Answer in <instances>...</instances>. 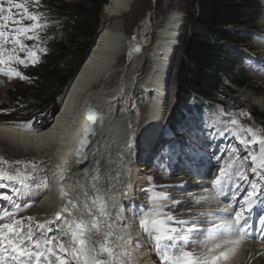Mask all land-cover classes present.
<instances>
[{
    "label": "bare ground",
    "instance_id": "bare-ground-1",
    "mask_svg": "<svg viewBox=\"0 0 264 264\" xmlns=\"http://www.w3.org/2000/svg\"><path fill=\"white\" fill-rule=\"evenodd\" d=\"M131 4L132 0H107L103 6V21L96 41L67 89L51 125L39 132L0 125V146H8L22 154H36L40 158H49L45 180L29 181L30 187L21 192L22 203L34 204L35 215L40 216L39 221L52 218V214L66 204L69 197L83 203L85 192L92 197L97 195L95 189H100L101 201L107 202L109 211L114 214L118 212L116 232L119 235L123 231L126 232L122 236L124 239L119 243H126L127 247L119 250L127 251L129 264H155L143 240L138 237V222L132 223L131 219H128L130 214L126 208L136 201L138 192L149 183L144 176L145 169H138L139 162L158 144L160 128L157 131L152 130L155 121L161 126L165 123L171 88V70L181 46L184 16L179 12L169 13L159 23L158 28L154 26L155 40L152 41L153 25L151 14H148L139 23L133 35L127 37L121 21L130 11ZM136 48L140 50L136 51ZM122 57L125 59L123 64L119 65ZM116 72H119L117 76ZM110 83L115 86L111 87ZM136 90L145 92L146 96H153L152 101L149 98L144 99L150 106H154L148 112L147 122L137 133L133 130L137 127L136 117L131 112H126L121 103L130 95L135 96L138 93ZM88 106L97 112L92 125L93 137L87 147L77 153L74 148L86 123L84 113ZM210 116L208 120H212L215 128L222 129L221 115L216 113L212 115V119ZM215 128L213 127L212 131ZM204 137H201L203 144L211 145L207 164L200 165L199 169L183 170L187 174L179 173L176 169L170 170L167 175L163 174L167 182L173 183H169L167 187L172 191L181 184L182 198L188 201L195 199L193 206L186 203L189 208L186 216L189 219L185 220L196 221L198 224L220 223L222 219H228L220 217L223 214L228 216L235 214V211L242 212L249 225L248 238L240 240L237 244L220 243L221 247L214 249L212 254L227 252L228 258L220 259L218 264H262L264 236L256 234L254 229L264 228L260 218L256 221L258 214L260 217L264 216V199L259 201L258 210H250L246 204L242 206L240 200L246 195V191L241 189L242 182L239 183V191L236 190V185L230 187V194L235 196V199L230 194L226 195L228 193H220V202H217L208 195V187L213 192L223 190V186L219 189L214 186L212 179L219 175L221 163L229 162L230 158L221 161L219 158L224 159L226 151H215L212 143L208 141L210 139ZM1 154L2 151L0 157ZM214 155H217L215 160ZM237 166L243 167L240 164ZM201 170H206L205 178L197 179ZM177 174H182L181 178L174 177L175 180H172L171 176ZM44 185H47V188ZM182 202L185 201L180 200L176 205L179 206ZM222 202L227 204L222 206ZM113 203L116 205L115 210L111 208ZM225 208L229 210L227 213L223 211ZM132 241L138 243L133 244ZM213 245L195 249L205 251L202 255H206L207 249L213 248ZM237 250L243 254L240 255Z\"/></svg>",
    "mask_w": 264,
    "mask_h": 264
},
{
    "label": "snow or ice",
    "instance_id": "snow-or-ice-1",
    "mask_svg": "<svg viewBox=\"0 0 264 264\" xmlns=\"http://www.w3.org/2000/svg\"><path fill=\"white\" fill-rule=\"evenodd\" d=\"M4 3L5 0H0V66L17 64L27 67L29 62L34 65L37 62V52L33 50L35 45L29 47L24 41L43 42L40 33L46 28L47 21L39 11L40 0H31L37 11H30L27 2L6 0L7 8L3 6ZM13 9L19 11L14 13ZM8 45L11 47H7ZM0 73L9 78L15 76L21 80L29 79L12 67L7 70L0 67ZM230 123L238 128L236 139L245 155L241 156L238 150H234V158L221 163L219 175L213 181L218 189L225 179H246L244 172L247 168L238 167L237 161L249 162L251 172L264 177V135L251 126L245 129L236 119H232ZM90 131V128H85V138ZM80 143L83 147L85 140L82 139ZM79 151L77 149V153ZM219 159L223 160L222 157ZM13 163L21 165L25 162L17 160ZM7 164L9 161L0 157V165ZM32 167L35 169V165ZM33 179V176L27 172L22 173L19 168L11 171L0 167V181L4 182L0 183V188L11 186V191L17 196L30 187L29 181ZM236 190H240L239 184L236 185ZM95 191L97 195L92 197L85 192L83 203L69 197L67 203L52 214V218L43 221L35 217H19L17 211L21 205L16 204L10 195L0 196V200L11 202L10 206L0 209V264H129L127 251L119 250L126 248L127 244L119 243L124 237L115 230L119 221L118 212L114 214L109 211L107 202L101 201L100 189ZM246 191L247 195L240 200V204H246L250 208L254 198L264 195V185L252 182L250 190ZM11 207L17 211L10 210ZM166 207H153L139 218L141 232L146 237V242L152 246L159 264H218L220 259L228 258L225 251H221L219 255L212 254L214 249L221 247L219 243L208 248L206 255H197L186 249L190 245H204L215 241L222 235L239 233V240L228 241L232 244H237L248 236L247 218L240 211H235L234 216L222 219L218 224L209 222L212 226L207 229H197L196 221L170 215L164 211ZM111 208L116 209L115 203ZM223 211L227 213L229 210L225 208ZM260 223L264 225V216L260 217ZM261 230L264 231V228ZM193 232L204 239H188V234Z\"/></svg>",
    "mask_w": 264,
    "mask_h": 264
},
{
    "label": "trees",
    "instance_id": "trees-1",
    "mask_svg": "<svg viewBox=\"0 0 264 264\" xmlns=\"http://www.w3.org/2000/svg\"><path fill=\"white\" fill-rule=\"evenodd\" d=\"M107 0H52L39 4L47 26L42 37L41 58L32 74V95L38 102L32 130H46L59 111L61 101L84 63L102 24ZM192 31L181 41L174 63L173 104L168 125H181L192 101L217 104L224 111L244 108L256 122L264 119L256 107L245 105L236 94L250 82L240 51L255 41L262 29L264 0H194ZM31 3V2H30ZM29 3V4H30ZM30 7V6H29ZM35 8V9H33ZM37 11L36 6L29 8ZM173 93V94H172Z\"/></svg>",
    "mask_w": 264,
    "mask_h": 264
},
{
    "label": "rangeland",
    "instance_id": "rangeland-1",
    "mask_svg": "<svg viewBox=\"0 0 264 264\" xmlns=\"http://www.w3.org/2000/svg\"><path fill=\"white\" fill-rule=\"evenodd\" d=\"M50 1L52 0H40V4L44 2H50ZM17 2H21V3L27 2L28 6H30L29 8H31V6H34L32 3H30L31 0H17ZM3 6L7 8L8 5L6 3V0ZM196 8L197 7H196L194 0H132L131 9L127 14L123 16L121 23L123 25L125 35L129 37L133 35L139 23L142 22L148 14H151V19H152L151 22L153 25L151 29L152 30L151 37H152V41H154L155 32H156L155 27L158 28L160 25L159 23L169 13L179 12L180 14L184 16V26H183V31H182V39L184 41L185 38L189 35V33H191L192 31L199 30L197 27L194 26L193 21H192V16L196 14ZM17 11L19 10L13 9L14 13ZM102 15H103V12H102ZM258 25H259V28L262 29V31L256 34L257 38L255 39V41L245 47H241L240 49V51L246 54L250 59V61L246 63V68L249 73L248 78L250 79V82L246 88L237 89L235 92L244 101L245 105L256 107L258 111L264 115V14L262 16L261 23ZM24 42L29 47H32L33 45H35V47H33V50L37 52V61H38L42 55V51L39 50V49H43L41 46V43H38L36 41H27V40ZM9 47H11V45H9ZM21 55L23 58V54ZM124 59L125 57L124 58L122 57L119 65L123 64ZM176 60L174 61V63L176 62ZM36 63L33 65L31 62H29L27 67L17 65V64L2 66L6 69H8L9 67H12L20 71L25 77H28L29 79L21 80L15 76H13L12 78H9L8 76L2 75L0 73V79L2 80V82L0 83V125L8 126L11 128L13 127V128L24 130V131L25 130L29 131L32 129V119H33L32 116L33 114L36 113L37 107H38V102L34 99L32 95V83H31L32 74H33V70L36 68ZM174 65L175 64H173L172 70H171L172 71V78H171L172 83L170 82L171 84L170 92L173 90L174 83H175ZM118 74L119 72H116V76ZM114 80L116 81V78ZM113 83H110L111 87L115 86L113 85ZM136 92H138V90H136ZM144 98L145 97L143 96V93L138 92L136 93L135 96L130 95L129 98H126V100L122 101L121 103L122 105L125 104V106L127 104L128 109H126L125 111L131 112L137 118V114L139 111L141 115L143 116L148 114L147 109H146L147 101H145ZM168 98H169L168 99V110H169L170 107L175 103L173 101V97L171 93H169ZM195 102L196 101L194 100L191 102V104ZM200 103L204 105L203 110H202V115H200V119L201 120L204 119L202 120L203 121L202 125H197L196 123L197 121H199V117H188L187 118L188 127L187 128L183 127L181 130L184 134L183 135L184 137L180 135L181 137H183L182 140H178V141L164 140L163 142L157 144L154 150L147 157H143L140 160L139 162L140 167L138 169H141V168L145 169L144 176L145 178L148 179V182L150 183L149 186L151 188H156V186L160 185L166 191L162 193V192H158L160 190L157 191V189H152L154 191H157V194L154 191H149V194H147V196H145L143 200L139 199V201L132 202L131 205L126 208L127 209L126 211L129 212L130 214L139 215L143 207L146 209L151 208L152 206L159 207L161 205L158 202H161L169 206L168 210L170 212V215H174L176 217L181 216L180 218H183L184 216L185 219L186 218L189 219V217L186 216V212L187 210H189L188 205L193 206L194 205L193 202L195 199H192V200L189 199L188 201L187 199L182 198L183 186L181 184L177 185L178 187L177 189L171 191L167 186L169 185V183H172V181L167 182L164 179V176L162 175L169 174V171L172 169L179 170L178 171L179 173L180 172L186 173L183 170H190V169H195V168L199 169L200 165L205 166L210 159L209 157L210 152L207 150L211 148V145H208V144L204 145L203 142L201 141L202 136H205L204 138L206 139L211 138L210 140L208 139L207 140L212 143V146L214 147L215 151L217 150H219V152L226 151V155L224 156L223 160L234 158L233 157L234 150H238V154L241 156L245 155L243 147L238 144L237 139H236V133L238 132V128L231 125L229 127V133L221 137V140H219V137H215L217 133V130L215 128L216 125L212 123V120L210 121L208 120V116H210V114H211L210 116L211 119L213 118L212 115H215L216 113L217 114L219 113L221 115L222 117L221 124L223 125V128H225L226 125L230 123L232 119H236L238 124L243 125L245 129L248 126H251V128L258 131L261 135H264V119L255 122L251 118V116L249 115L246 109L236 108L234 110L224 112L222 108L217 104H209V103L202 102V101ZM144 122H145V117H143L142 123L138 125V128H139L138 130H141ZM213 127L215 128V130L212 131ZM179 129L180 127L177 128V130ZM178 143L181 144L182 151L184 152L181 156L179 155L181 158L179 160H182L181 162L183 163H180L179 161H177V158L174 161V158H175L174 154L176 153L174 149V145L176 144V147L179 148L177 146L179 145ZM170 146L173 148V151L165 152L166 151L165 148L170 147ZM200 147H202L203 149H201ZM177 150L179 151V149ZM0 151H2V154H1L2 158L9 161V164L0 165V167H3L5 170H11V171H14L16 168H19L22 173L27 172L29 175L34 177V179L31 180V182L33 181L42 182L45 180L46 173H47L46 172L47 164L49 161L48 157L40 158L36 154H22L20 152H16L15 150H13L12 148L8 146L4 147V145L3 147L0 146ZM185 153H187L190 156V158L189 157L186 158L184 155ZM216 156L215 155L213 156L214 160L216 159ZM192 159H193V163L194 162H197V163L192 164L189 161ZM17 160L24 161L25 163L21 165H16L13 162ZM214 162H211V163H214ZM217 162H219V160ZM237 164H240L243 167L247 168L248 172L247 171L244 172V176L247 179V174H250L251 172V167L248 166L249 162L237 161ZM32 165H35V169H33ZM159 167H160V170H158ZM248 168L250 169L248 170ZM175 172L177 171H172V173H175ZM181 175L182 174H177V176H173V177L171 176V179L175 180L174 177H177L176 179H180ZM202 178L204 177H201V175H199L197 179H202ZM216 178L217 177L212 179V181H215ZM259 178H260L259 183L263 185L262 180L264 181V177L259 176V174L255 176L254 180L257 181ZM246 179L240 180V179H237L236 177H232L231 179H225L222 185L223 189L225 190L224 193H228L226 195H229L231 186L237 185L240 182H242V185H243V181H246ZM0 183H4V182L1 181ZM225 183H228V186H226ZM242 185H241V189H242ZM44 186L45 188H47V185H44ZM246 190L247 189L243 191H246ZM152 194L153 195L156 194L157 196H159L158 197L159 201H155L153 199L154 196ZM4 195L12 196L15 203H19V205H21V207L17 211V215L19 217H35L37 220L40 218V216L35 215L36 213L34 212L35 210L34 205L33 206L30 205L26 207L23 206L22 198H20L21 196L19 195L17 196L15 193H13L11 191V186L7 188H0V196H4ZM246 195H247V191H246ZM168 196H170L171 198L169 200H166L165 198L166 197L168 198ZM230 196H233V195L230 194ZM161 197H164V198H161ZM162 199H165V200H162ZM262 199H264V195H262ZM180 200H183L185 202L184 203L182 202L181 204H179V206L176 205V202ZM4 203L5 205H3ZM6 204L10 205L11 202L6 201V200H0V209L7 207ZM29 204H33V203H29ZM184 211L185 213H181ZM202 246H206V245H202ZM150 248H151V245H150ZM195 248H198V247L194 245L193 246L190 245L186 250L190 252L195 251L196 252L195 254L197 255H202L205 253V251L199 250L200 248L199 249H195ZM237 252H239L240 255L243 254L239 250H237ZM153 254H154V251H153ZM154 256L158 260V257L155 254ZM158 263H159V260H158ZM262 264L264 263L262 262Z\"/></svg>",
    "mask_w": 264,
    "mask_h": 264
},
{
    "label": "water",
    "instance_id": "water-1",
    "mask_svg": "<svg viewBox=\"0 0 264 264\" xmlns=\"http://www.w3.org/2000/svg\"><path fill=\"white\" fill-rule=\"evenodd\" d=\"M100 27H101V25H100ZM100 27H99V29L97 31V34H96L95 39H94V42H93V44L90 47V50L92 49V47H93V45H94V43L96 41L97 35L99 34V31H100ZM90 50H89L87 56L89 55ZM86 59H87V57H86ZM96 115H97V112H96V110L94 108L88 106L85 109L84 118L86 119V123L83 125V127L81 129V134H80V136H79V138H78V140L76 142V145H75V148H74V150L76 152H77V149H80L79 152H82L87 147V145H88L89 140L91 139V137H93L92 125H93V122L95 121ZM89 117H91V119ZM85 128H90L91 129V131L88 133V135H87L86 138L84 136ZM82 139L85 140V144H84L83 147L81 146V143H80Z\"/></svg>",
    "mask_w": 264,
    "mask_h": 264
},
{
    "label": "built area",
    "instance_id": "built-area-1",
    "mask_svg": "<svg viewBox=\"0 0 264 264\" xmlns=\"http://www.w3.org/2000/svg\"><path fill=\"white\" fill-rule=\"evenodd\" d=\"M178 51H180V50H178Z\"/></svg>",
    "mask_w": 264,
    "mask_h": 264
}]
</instances>
